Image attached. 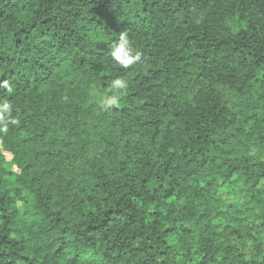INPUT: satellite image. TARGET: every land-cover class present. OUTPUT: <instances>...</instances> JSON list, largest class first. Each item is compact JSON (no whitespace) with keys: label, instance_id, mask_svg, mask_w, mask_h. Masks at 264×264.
Instances as JSON below:
<instances>
[{"label":"trees","instance_id":"obj_1","mask_svg":"<svg viewBox=\"0 0 264 264\" xmlns=\"http://www.w3.org/2000/svg\"><path fill=\"white\" fill-rule=\"evenodd\" d=\"M4 81L0 264H264V0H0Z\"/></svg>","mask_w":264,"mask_h":264},{"label":"clouds","instance_id":"obj_2","mask_svg":"<svg viewBox=\"0 0 264 264\" xmlns=\"http://www.w3.org/2000/svg\"><path fill=\"white\" fill-rule=\"evenodd\" d=\"M109 55L117 65L125 69L141 60V53L132 47L126 32L120 34L119 40L112 45ZM128 86V82L123 78L113 80L110 85L113 94L105 99L104 103L106 106L117 105L120 95L123 94ZM0 87H8V83L6 81L0 82ZM10 108L9 103H0V113H10ZM11 122L16 123L15 120Z\"/></svg>","mask_w":264,"mask_h":264},{"label":"rangeland","instance_id":"obj_3","mask_svg":"<svg viewBox=\"0 0 264 264\" xmlns=\"http://www.w3.org/2000/svg\"><path fill=\"white\" fill-rule=\"evenodd\" d=\"M8 168L10 169V171H16L14 168H12L11 166H8ZM10 178H12V177H10Z\"/></svg>","mask_w":264,"mask_h":264}]
</instances>
